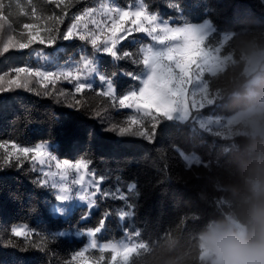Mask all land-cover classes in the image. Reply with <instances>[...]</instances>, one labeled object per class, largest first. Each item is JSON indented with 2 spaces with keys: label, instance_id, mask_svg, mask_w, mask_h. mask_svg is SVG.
<instances>
[{
  "label": "trees",
  "instance_id": "trees-1",
  "mask_svg": "<svg viewBox=\"0 0 264 264\" xmlns=\"http://www.w3.org/2000/svg\"><path fill=\"white\" fill-rule=\"evenodd\" d=\"M114 1L122 8L141 1L152 14L177 25L209 20L214 30L205 43L211 47L221 44L223 33L230 32L221 49L222 55H230L228 64L216 74H205L210 89L219 91V96L203 111L230 115L240 110L252 78V73L245 72L247 57L254 51L264 50V0ZM3 2L8 5L10 0ZM20 2L28 8L27 0ZM91 3L94 0H72L63 15V23L58 25L59 31L65 32L73 16ZM11 4V9L6 7L5 13L11 12L10 32L18 33L22 22L32 21L20 15L16 0H11ZM32 4L42 16L61 15V8L49 0H32ZM142 44V34L133 33L117 47L122 45L123 51L138 53ZM82 48L92 52V46L79 39H57L51 47L35 44L32 46L35 51L11 50L0 56V74L13 66L36 65L37 50L51 54L61 63L78 61L84 54ZM98 56V67L112 77L118 94H126L139 86V80L125 73L139 75L143 65L129 59L113 60L105 53ZM260 77L264 79V70ZM31 87L33 91L21 88L0 93V142L15 141L29 147L50 141V149H54L53 153L59 158L90 160V169L107 177L102 190L114 192L119 188L127 202L100 196L92 209L86 204L78 205L69 215L61 217L51 212V204L56 202L55 190L34 183L40 173L33 170L31 161L20 167L2 168L0 264H69L72 255L87 244V236L78 237L75 233L97 226L105 212L112 214L105 221L104 231L98 234L100 240L140 243L130 264H163L169 259L177 264H203L197 248L198 233L210 220L221 219L232 210L233 193L242 172V154L249 140L242 134L233 137L212 134L190 119L184 122L162 120L152 141L138 136H120L107 129L135 113L106 103V98L97 95L100 87L95 91L86 90L87 103L79 110L68 107L63 98L58 101L55 95V90H72L71 84L58 83L55 90L49 89L53 91L50 96L37 95V90L43 91L39 85ZM97 107L102 110L101 117L93 115ZM181 152L195 156L199 163L189 165ZM133 183L136 188L129 192L128 186ZM120 210H131L133 216L121 221ZM15 224H26L30 228L27 240L11 236L10 229ZM53 232L66 235L51 239ZM8 239L16 246L7 245ZM100 255L98 250L89 249L83 258L72 264L84 261L94 264ZM103 255L105 259L100 264H111V253L106 251Z\"/></svg>",
  "mask_w": 264,
  "mask_h": 264
},
{
  "label": "snow or ice",
  "instance_id": "snow-or-ice-1",
  "mask_svg": "<svg viewBox=\"0 0 264 264\" xmlns=\"http://www.w3.org/2000/svg\"><path fill=\"white\" fill-rule=\"evenodd\" d=\"M49 2L61 8V15L42 16L38 14L32 0H27L30 11L20 0H16L20 15L28 17L32 22H22L18 33L13 30L5 38L3 34L6 25L11 28V12L6 14L5 8L11 9L12 4L11 0L8 5L0 0V56L11 50L32 49L35 44L51 47L55 45L57 39L65 41L79 39L85 44H90L92 52L88 53L82 48L84 54L78 61L60 65L51 54L36 51L38 60L35 66H13L0 74V93L21 88L33 91L30 85L38 84L43 91L41 93L37 90V95L50 96L53 95V91L49 89L55 90V85L63 80L72 85V90H55L57 100L63 98L68 107L79 110L87 103L84 97L86 90L95 91L96 87H100L97 95L106 98V103L110 102L113 107L130 109L135 113L121 123L111 124L107 130L120 136H138L148 141L155 138L156 128L162 120L187 121L193 109H201L208 104L201 80L202 60L205 55L203 27L196 28L191 25L171 27L166 20L152 14L142 2L135 8H122L115 5L113 0H102L98 7H89L74 15L71 25L61 33L58 25L63 23V15L71 6L72 0L68 3H64L63 0ZM132 33L146 34L158 47L153 44L143 45L138 53L123 51L122 45L118 48V44ZM99 53H105L113 60L129 59L134 64L143 65V71L139 75L134 72L125 73L132 79L139 80V86L126 94H118L112 77L98 67ZM189 54L192 55V59H188ZM114 75L115 73L112 74ZM96 77L99 79V85L96 83ZM190 85L196 89L191 93ZM93 115L101 117V108L97 107ZM212 123L210 120H201L200 127L206 128ZM51 147L46 141L31 147L21 146L15 141L0 142V169L20 167L26 161H31L33 170L40 173L34 183L56 190L55 201L59 203L51 204V212L61 217L67 216L72 211L74 203L79 201L85 202L87 208L92 209L97 205V194L104 198L111 197L113 200L127 202V197L119 188L114 192L101 189L107 177L103 174L98 175L90 169V160L85 158L75 161L59 160L53 154L54 149L50 150ZM181 156L189 165L199 163L195 156L190 158L184 156L182 152ZM53 162L55 172L51 171ZM36 164L47 165L49 170L44 171L43 167L37 170ZM70 176L72 178L69 181ZM116 179L119 180V177ZM135 188V183L128 186L129 192ZM111 214L105 212L97 226L88 228L85 232L75 233L77 236H87L89 242L82 250L72 255L69 264L83 258L89 249H96L101 253L94 264H100V261L105 259L103 254L106 251L111 253V264H130V258L140 247V243L98 241L97 234L102 232L105 221ZM132 216L131 210L118 212L121 221ZM10 232L12 237H24L25 240L30 235L26 228L20 226L12 227ZM65 235L64 232H53L51 239ZM7 245L16 246L11 239L7 240Z\"/></svg>",
  "mask_w": 264,
  "mask_h": 264
},
{
  "label": "clouds",
  "instance_id": "clouds-1",
  "mask_svg": "<svg viewBox=\"0 0 264 264\" xmlns=\"http://www.w3.org/2000/svg\"><path fill=\"white\" fill-rule=\"evenodd\" d=\"M264 50L251 53V83L234 119L249 140L242 154L239 186L232 210L210 220L198 233L197 248L203 264H264V79L256 75ZM163 264H177L165 260Z\"/></svg>",
  "mask_w": 264,
  "mask_h": 264
},
{
  "label": "rangeland",
  "instance_id": "rangeland-1",
  "mask_svg": "<svg viewBox=\"0 0 264 264\" xmlns=\"http://www.w3.org/2000/svg\"><path fill=\"white\" fill-rule=\"evenodd\" d=\"M101 2H102V0H94V3H91L86 8L98 7ZM113 2L116 5L114 0H113ZM140 3H141V1H139L138 3H136V5L131 6V7L135 8L136 6H139ZM81 12H83V10ZM81 12H79L78 14H80ZM158 17L160 19H162V20H166V19L161 18L160 16H158ZM166 21L169 23V25L171 27H184L185 25H191V26L196 27V28H200V27L204 28V31L202 33V38H203V47H204L205 55H204L203 60H202L203 68H202L201 80H202V88H203V91H204V94H205V99L208 101V104H206L201 109H193L189 119L191 120V122L193 124H195L199 128H201L200 127V121L201 120H203V121H209V120L212 121L213 123L208 125V127L201 128V129H203L205 131H208V132H210L212 134L221 135L223 137H233V136H235L237 134H241V128L239 127V125L237 124L236 120L234 119L235 113L234 114H230V115H225V114L208 113V112L203 111V109L205 107H207L209 105H212L214 103V100L216 99V97L219 96V91H212L210 89L209 83H208L207 79L205 78V74L206 73L216 74L220 70H223L226 67V65L228 64L230 55H228V54L227 55H222L221 54V49H222L223 44L226 42V40L231 36V33L230 32L223 33V35H222V43L217 45V46H215V47H211V46H209V45H207L205 43L206 38L214 30V27H213L212 23L209 20H205V21H203L201 23H190V24H182V25L172 24L171 20H166ZM8 33H10V28H8L7 25H6L5 33L3 34L5 36V38H6V35ZM141 34H142V37H143L142 46L143 45H147V44H153L154 46L158 47V45H155V42L152 41L150 37H148L144 33H141ZM37 51H42V50H37ZM42 52L44 54H46L44 51H42ZM35 57L38 60V57L36 56V52H35ZM192 58H193L192 55L189 54L188 59H192ZM250 59H251V55L249 57H247V66H246V69H245V72H247V74L252 73V65L250 63ZM71 62H74V61H71ZM71 62L70 61L69 62L65 61V62H61L59 64L60 65H64L66 63H71ZM41 63H43V61H41ZM30 66H33V65H30ZM263 70H264V62H262L260 64V66L258 67L256 75H258L260 77V74H261V72ZM252 79H253V76H252L250 82L252 81ZM58 83L62 84V83H67V82L62 80V81H60ZM96 83H99L98 77H96ZM57 84L55 85V89L57 88ZM34 85H38V84H32L30 86H34ZM195 90L196 89H195L194 86H191V85L189 86V93H191L192 91H195ZM189 98L191 99V96H189ZM182 122H184V121H182ZM46 142H48L49 145L51 146V142L50 141H46ZM29 147H31V146H29ZM55 156L59 160H65V158H59L57 155H55ZM184 156H188L189 157V155H187L185 153H184ZM67 160H69V159H67ZM70 161H73V160H70ZM41 167H43L44 171H48L49 170L47 165H45V166H41L39 164L35 165V168L37 170H39ZM51 171H53V172L56 171V169L54 167V162H53V167L51 168ZM71 178H72L71 176L68 178L69 181L71 180ZM73 187L75 188V187H78V186H73ZM102 187H103V184L101 185V189H102ZM55 192H56V190H55ZM99 197H100V194H97L96 199H98ZM55 203H59V202L56 201ZM84 204H86V203L83 202V201L76 202L73 205V209L76 206H78V205H84ZM73 209H72V211H73ZM54 215H56V214H54ZM16 226L24 227L30 232V228L26 224H15L13 227H16ZM104 229H105V226H104ZM104 229L102 230V232L104 231ZM78 237H80V236H78ZM98 241L100 243H105V242H124V243L132 242V243H134L132 240L102 241V240H100L99 236H98ZM88 242H89V238L87 237V244H88ZM81 264H93V263L90 262V261H84Z\"/></svg>",
  "mask_w": 264,
  "mask_h": 264
}]
</instances>
